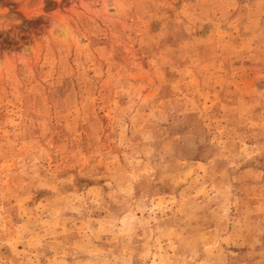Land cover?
Masks as SVG:
<instances>
[{
  "label": "rangeland",
  "instance_id": "1",
  "mask_svg": "<svg viewBox=\"0 0 264 264\" xmlns=\"http://www.w3.org/2000/svg\"><path fill=\"white\" fill-rule=\"evenodd\" d=\"M0 264H264V0H0Z\"/></svg>",
  "mask_w": 264,
  "mask_h": 264
}]
</instances>
